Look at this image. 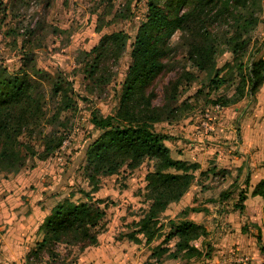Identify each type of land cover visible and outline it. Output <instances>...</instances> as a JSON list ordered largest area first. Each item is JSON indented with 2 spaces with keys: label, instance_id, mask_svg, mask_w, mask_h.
<instances>
[{
  "label": "trees",
  "instance_id": "obj_1",
  "mask_svg": "<svg viewBox=\"0 0 264 264\" xmlns=\"http://www.w3.org/2000/svg\"><path fill=\"white\" fill-rule=\"evenodd\" d=\"M261 1L166 0L163 5L147 2L146 14L130 45L132 64L120 84L114 112H91V123L100 135L88 145L84 171L93 190L79 192L84 195V202L74 201L72 193L52 208L39 226L42 239L27 257V264H42L45 254L55 256L53 248L59 244H72L80 250L97 247L99 236L108 231L111 220L104 201L94 198L101 178L118 175L123 169L132 176L144 164L152 169L145 176V185L134 195L142 205L141 215L128 225L122 239L147 247L162 240L152 248L148 264H159L165 257L186 263L212 258V250L204 252L192 245L208 236L203 225L188 219L189 212L198 210L186 208L178 219L166 216L191 189L200 165L173 159L167 146L172 137L156 126L175 119L182 109L193 110L192 102L200 101L206 90L212 94L226 86L234 87L235 101L218 98L213 102V106L223 109L247 96L256 101L264 85V57L247 67V77L239 70L242 65L234 69L227 65L231 73L225 66L219 67V39L214 36V29L221 23L230 27L224 45L234 57L239 56L250 47L252 34L262 20ZM178 34L186 41L191 66L164 88V103L159 106L151 88L165 72V61L175 52L172 40ZM129 41L130 37L122 31L103 35L86 54V82L106 89L115 78L109 66L128 50ZM27 59V68L18 73L10 74L0 68V175L18 174L29 161L40 157L32 140L41 142L46 156L54 155L72 132L71 117L77 110L72 83L61 70L51 76L37 68L32 57ZM195 87V93L186 97ZM245 185H249V179ZM229 194L222 193L220 197L226 199ZM252 196L264 200V180L254 187ZM246 198L245 192L240 191L235 208L241 214L245 212ZM256 228L257 245L264 256V230Z\"/></svg>",
  "mask_w": 264,
  "mask_h": 264
},
{
  "label": "rangeland",
  "instance_id": "obj_2",
  "mask_svg": "<svg viewBox=\"0 0 264 264\" xmlns=\"http://www.w3.org/2000/svg\"><path fill=\"white\" fill-rule=\"evenodd\" d=\"M147 2L163 5L166 0H0V68L10 74L18 73L22 68H27L25 67L29 63L27 58L32 57L33 64L51 76H55L57 71L61 70L72 83L77 100V110L71 117L72 132L65 141L66 147L59 155L55 153L46 156L41 142L32 140V143L36 142L40 157L29 161L18 174L0 175V181L9 180L10 189L15 186L23 187L21 193L25 194V198L30 195L33 196L30 198L36 200L40 197L46 198L39 202V205L48 201L46 203L48 209L57 198L63 200L72 193L75 194L74 201H86L84 195L79 192H90L93 189L84 171L87 165L85 153L88 145L100 135L91 123V112L94 109L103 115L114 112L120 96V84L132 64L130 45L134 42L146 14ZM261 6L262 20L252 34L251 45L237 57L228 52L224 45L226 41L224 36H228L230 27L223 23L215 26L214 36L219 39L217 58L219 67L225 66V69L229 70L227 65L232 69L242 65L238 69L247 77V67L264 57V0L261 1ZM120 31L130 37L128 50L116 63L111 62L109 67L115 78L113 77V81L106 89L101 90L84 79L86 54L98 45L103 35ZM172 43L175 52L166 59L165 72L151 88L157 94L155 104L159 106L164 103V88L185 67L191 66L187 60L185 39L178 34ZM231 71L229 70L230 73ZM196 88L186 97L194 94ZM208 92L206 90L202 94L200 101L192 102L195 105L193 110L182 109L176 114L175 119L156 126L161 132L172 136L170 146L173 153L183 157L193 150L204 153L201 151L205 142L212 144L211 140L222 134L225 125L238 137L240 114L244 116L252 114L258 104L247 96L229 108L220 107L217 111L213 108V102L218 98L235 101V89L226 86L216 93ZM236 108H239V111L236 112ZM206 112L211 113L215 128L208 134L200 131V121ZM232 118L234 120H231ZM213 149L212 147L209 153L201 156L200 162L205 166V170L215 163L218 154H215ZM231 152L234 157L238 156L240 162H244L243 156L237 150ZM228 156L224 161L229 160ZM151 169V165L144 164L132 176H128L123 169L118 175L101 178L94 198L104 201L103 207L107 208L111 218L109 232L100 237L99 248L85 249L91 250L88 251V259L84 264H145L152 248L161 244L162 240L148 247L120 243L125 241L122 239V233L127 232L128 225L132 221H137L141 215L142 205L137 202L134 195L145 185V176ZM197 176L198 180L190 190L195 196L188 194L186 199L174 206L166 216L178 219L180 212L186 208L199 210L198 213L189 212L188 219L203 225L208 231V236L206 239L201 238L193 242L192 245L204 252L207 249L212 250V258L186 263L165 257L159 264H219L217 257L218 252L223 251V248L219 249L222 241L225 244L224 249L229 251L230 258L226 264H264L262 262L264 256L260 254L256 241V226L264 230L262 209H259L253 218L247 216L246 210L244 214L235 212L245 178L242 180L239 176L238 184L226 190L227 185L223 187L224 183L220 181L219 174L210 172L209 176H200L197 173ZM200 187L204 194H207L206 198L205 195L196 197ZM228 192L231 194L226 199L220 197L222 193ZM224 202L228 209L225 206L222 209ZM240 239L244 241H239ZM205 244H209V247ZM169 246L173 247V241ZM232 249L236 252L234 258L230 254ZM85 250H80L72 244H59L53 248L55 256L45 254L42 264H81L80 260Z\"/></svg>",
  "mask_w": 264,
  "mask_h": 264
},
{
  "label": "crops",
  "instance_id": "obj_3",
  "mask_svg": "<svg viewBox=\"0 0 264 264\" xmlns=\"http://www.w3.org/2000/svg\"><path fill=\"white\" fill-rule=\"evenodd\" d=\"M263 101L264 86L256 96V102L258 104L253 109V113L247 114L245 116L243 114H240L241 119L239 120V136H235V132L232 133L225 125L222 128V134H217L218 136L214 140H211L212 144L205 142V145L203 146L204 149L203 151H201L204 153H199L193 150L183 157L181 155H178V153H173L170 146L172 140L167 143V146L171 150V156L173 159L182 160L191 164H199L200 169L197 173H199L200 176H209L210 172L219 174V176L221 175L220 181H223V187L227 185V188H225L226 190H228L232 185L238 184L239 176H241L242 180L244 178L245 180L249 179L248 186L245 185L244 180V184L242 186L243 190L241 191H244L247 197L244 202L247 216H250L252 218L259 212V209H262V211L264 212V200L260 197L252 196L254 187L262 180H264V109H262ZM235 111H239V108H236ZM260 111L263 113L262 115ZM231 120H234V118H232ZM230 126L232 127V124ZM212 147L214 148V153L218 155H216L215 163H213V166L205 170V166L201 165L200 159L201 156L209 153ZM232 150H237L243 156L242 160H244V162H240L238 156L234 157L231 152ZM227 154H229V156ZM226 156H228L229 158L228 161H224V158ZM197 173L196 182L198 180ZM222 176H225V178H222ZM8 181V179L0 181V264H27V257L35 249L36 243L40 242L42 239V236L39 234V226L50 214L52 208L62 199L57 198L56 202H53L51 208L48 209V207L46 206V203L48 201H46V203L42 205H39V202L44 201V199L46 198L40 197L38 200H36L34 198H30L33 197L32 195L25 198V194L21 193L23 187L15 186V188L10 189ZM194 185L195 183L192 185V187ZM14 189H16V191ZM190 190L180 202L184 201L188 194H192ZM195 191L196 188H194V192ZM229 193L231 194V192ZM192 195L195 196L194 193ZM203 195H205L204 197L206 198L207 194H204L202 187H200L199 194L196 197ZM225 204L226 203L224 202L222 209H224V206L227 207ZM226 209H228V207ZM235 212L240 211L235 208ZM108 232L109 229L106 233ZM106 233L99 236V245L97 247L90 248H99L101 243L100 237L105 235ZM124 240L125 241H121L120 243H123L124 245L130 244L136 246L132 242H129L126 239ZM239 241L244 240L240 239ZM224 247L225 244L222 241L219 249L223 248V251L218 252L217 257V259L219 260V264H226V262L229 261L230 258L229 251H226ZM91 249H87L83 252L80 260L81 264H84L88 259V251ZM222 254L225 256H222ZM150 255L151 253L148 254V258L145 264H148V262L150 261ZM262 262H264V260H262Z\"/></svg>",
  "mask_w": 264,
  "mask_h": 264
},
{
  "label": "built area",
  "instance_id": "obj_4",
  "mask_svg": "<svg viewBox=\"0 0 264 264\" xmlns=\"http://www.w3.org/2000/svg\"><path fill=\"white\" fill-rule=\"evenodd\" d=\"M215 110L219 111L220 110V106L219 105H216L213 107ZM213 118H212V115L211 113L209 112H206V114H204L201 118V121H200V131L203 132V133H211L215 130L214 126H213ZM66 144L64 143V145L61 147V149L59 151L56 152L57 155H59L60 151L62 149H64L66 146ZM230 254L232 255V258L236 257V252L234 249L231 250ZM244 262V261H243Z\"/></svg>",
  "mask_w": 264,
  "mask_h": 264
}]
</instances>
